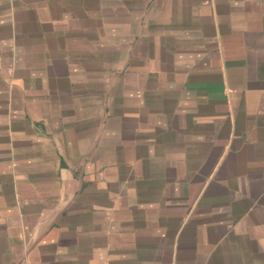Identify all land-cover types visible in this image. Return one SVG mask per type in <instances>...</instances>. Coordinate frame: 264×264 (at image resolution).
I'll list each match as a JSON object with an SVG mask.
<instances>
[{"label":"crops","instance_id":"1","mask_svg":"<svg viewBox=\"0 0 264 264\" xmlns=\"http://www.w3.org/2000/svg\"><path fill=\"white\" fill-rule=\"evenodd\" d=\"M0 264H264V0H0Z\"/></svg>","mask_w":264,"mask_h":264}]
</instances>
